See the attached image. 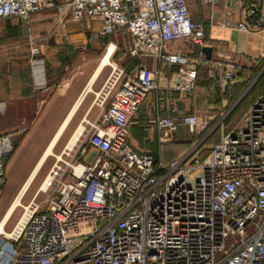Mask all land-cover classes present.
<instances>
[{
	"label": "built area",
	"instance_id": "obj_1",
	"mask_svg": "<svg viewBox=\"0 0 264 264\" xmlns=\"http://www.w3.org/2000/svg\"><path fill=\"white\" fill-rule=\"evenodd\" d=\"M243 3L263 24L260 1ZM55 5L0 0V18L19 16L29 24L32 13ZM58 9L63 23L101 16L103 34L130 33L132 54L178 66L175 89L194 93L197 65L208 60L168 49L182 39L207 44L205 25L187 0H67ZM239 27L251 31L245 21ZM105 52L114 62L118 44L109 41ZM106 66L112 71L95 98L99 118H83L78 138L54 155L14 226L8 232L0 225V264H264V92L204 158L197 139L165 161L130 140L132 117L158 86L160 69L143 62L130 70ZM237 67L231 57L214 62L223 89L235 83ZM200 122L196 112L159 114V141H172L180 125L194 134ZM11 144L12 135L0 133V201Z\"/></svg>",
	"mask_w": 264,
	"mask_h": 264
},
{
	"label": "crops",
	"instance_id": "obj_2",
	"mask_svg": "<svg viewBox=\"0 0 264 264\" xmlns=\"http://www.w3.org/2000/svg\"><path fill=\"white\" fill-rule=\"evenodd\" d=\"M64 1L67 0H55L54 7L32 13L29 24L19 16L0 18V133L12 135L6 174L10 163H32L21 184L31 177L37 163L42 164L33 181H42L55 162L54 155L63 151L81 124L85 125L83 118H99L102 109L96 103V94L112 69L104 66L97 70L102 48L109 41L118 44L115 58H129L127 70L142 62L160 69L158 86L149 92L130 125V140L146 136L144 143L135 138L132 144L157 154L165 146L159 141L155 124L159 114L196 112L201 117L199 130L202 116L211 118L224 113L227 104L236 101L232 102V97L241 81L237 79L232 92L222 95L217 74L214 77L210 68L212 63L231 57L237 66L250 69L253 61L264 58V23H258L257 15L245 12L243 0H187L193 18L205 25L206 45L213 47V54L209 60L203 46L183 39L168 43L169 50L208 60L197 65L199 76L194 93L184 95L175 89L178 66L158 62L151 54H132L131 34L123 29L103 34L101 16L63 23L58 5ZM249 1H260L264 6V0ZM241 21L247 22L251 31L241 29ZM36 46L40 52L34 51ZM133 58L136 60L132 65ZM181 126L188 129L180 125L175 130V140ZM157 142L160 152L149 147ZM50 146L52 151L44 156Z\"/></svg>",
	"mask_w": 264,
	"mask_h": 264
},
{
	"label": "rangeland",
	"instance_id": "obj_3",
	"mask_svg": "<svg viewBox=\"0 0 264 264\" xmlns=\"http://www.w3.org/2000/svg\"><path fill=\"white\" fill-rule=\"evenodd\" d=\"M69 20L74 21V20L68 18L67 21H69ZM187 41H189V40H187ZM104 50L102 48L101 57L104 54ZM125 59L126 58H120L119 56H117L115 58L114 62L112 60V63L114 66L117 65L118 67H123V68L127 69L126 66L129 64L130 60H128L129 59L128 57L126 60ZM132 60H133L132 61V65H133L136 59L133 58ZM210 68L213 69V71H214L213 75L215 77L217 73L214 70V64L213 63L210 66ZM263 68H264V58L262 59L261 62H260V60H259V62L253 61V65L251 66L250 69L246 68L245 65L239 66V64H238L235 82L237 79H239L241 81L240 83L242 85H245V89L242 92V94L241 95L239 94V97L236 99V101L234 103L229 104V105L227 104L226 108H224V113L223 112L222 113H216V115L211 117V118L206 117V116H202L203 117L202 124H201L199 130H196L194 134L191 133L185 127L181 126L177 131L178 140H175V138H174L172 141L166 142V143H171V144L163 146L164 158H165V156L170 157V156H172L175 153H178L180 151L181 146H179L180 144H178V143H181V140L182 141L185 140L184 142H186V143L190 140H197V139L202 140L201 145H200L201 149L199 151V156L202 158V155H206L209 152L211 146L216 141H218L220 139L223 132L224 133L227 132L232 126L237 124L243 116V115L241 116V114L245 110H248L247 108H249V105L251 104L252 99L258 94V93L255 94L257 86L256 85L253 86V84L255 82H252V81H254V79L257 75H258V77L261 75L259 73H260V71H261V73L264 71ZM204 71H205V68H204L202 73H204ZM247 72H249V74H247ZM207 77H208V75H207ZM231 92L232 91L224 92V94H222V95L225 96L226 93L230 94ZM135 138H137L140 142H143V143L146 141V136H144V135L138 136V137L136 136L133 138L131 137V140L133 142H135ZM149 147L160 152V145L158 142L156 144L153 143V144L149 145ZM10 164H11L10 168H8V172H7L8 176H7L6 185L4 187L3 197L0 201V221L3 218L4 213L7 210V208L11 205V203L13 202L15 197L17 196V194L19 192L18 190H20L21 186L25 182L24 181L21 184V182L24 178V174L27 172V169L30 167V165H32V163H10ZM41 182L42 181L40 180V178H36L33 181L31 187L29 188V190L26 192V194L22 198V202L24 204H27L30 202L32 197L36 194L37 189L39 188ZM37 201L39 203H41L42 206L45 204V193L44 192H40L38 194ZM22 212H23V208L21 206H18L15 209V211L13 212V215L10 217V219L6 223L7 229H8L7 231H9V229H11L14 226V224L16 223V221L18 220V218Z\"/></svg>",
	"mask_w": 264,
	"mask_h": 264
},
{
	"label": "bare ground",
	"instance_id": "obj_4",
	"mask_svg": "<svg viewBox=\"0 0 264 264\" xmlns=\"http://www.w3.org/2000/svg\"><path fill=\"white\" fill-rule=\"evenodd\" d=\"M109 55H110V52H105L103 54V56L101 57V60L99 62V65H98V70L97 71H100L101 69H103V67L108 64L109 62L112 63V59L109 58ZM96 71V70H95ZM96 75V74H95ZM91 88V87H90ZM90 90V89H89ZM83 124H81V126L77 129V132L73 135V137L71 138L70 142H69V147L76 141V139L78 138L82 128H83ZM52 146H53V143H52ZM52 146H50L47 151L45 152V155L46 156L47 154H49L51 151H52ZM41 164L42 163H37L36 166H35V169L31 175V177H29L24 183L23 185L21 186L17 196L15 197V199L13 200V202L11 203V205L7 208V210L5 211L4 213V216L3 218L1 219L0 221V225L1 227H3L7 221L10 219V217L13 215V212L15 211V209L20 206L21 204H24L22 202V198L23 196L26 194V192L29 190V188L31 187L32 183H33V177L35 175V173L38 171V169L41 167ZM9 232V231H8Z\"/></svg>",
	"mask_w": 264,
	"mask_h": 264
},
{
	"label": "trees",
	"instance_id": "obj_5",
	"mask_svg": "<svg viewBox=\"0 0 264 264\" xmlns=\"http://www.w3.org/2000/svg\"><path fill=\"white\" fill-rule=\"evenodd\" d=\"M247 74H249V72H247ZM217 77H218V75H217ZM197 80H198V78H197ZM254 85H256L257 87V89H256V92H255V94H257L253 99H252V101H251V104L249 105V107L255 102V100L264 92V71L261 73V75L257 78V80L255 81V83L253 84V86ZM237 87H238V90H237V93H236V95H234L233 97H232V101L234 102L235 100H236V98H238L239 97V94L241 95L242 94V92L244 91V89H245V85H242L241 83H239L238 85H236ZM233 88H234V84L233 85H229V87H227L226 89H223L222 87H221V91H222V94H224V92H230V91H232L233 90ZM255 88V87H254ZM255 91V90H254ZM226 94H228V93H226ZM248 109V108H247ZM247 110H245L242 114H241V116L246 112ZM240 116V117H241ZM233 127V126H232ZM231 127V128H232ZM230 128V129H231ZM229 129V130H230ZM196 140H190V141H188L187 143L186 142H182L181 144H182V148L180 149V151L178 152V153H175L174 155H172V156H170V157H166L165 156V158H164V155H163V152L161 153V154H157L156 153V155H158V156H160L161 158H163L165 161H168V160H170V159H172V158H174V157H176V156H178V155H180L181 153H183L185 150H187L189 147H191V145L195 142ZM169 144H171V143H165L164 145H169ZM200 149L201 148H199V151H200ZM210 151V150H209ZM209 153V152H208ZM207 153V154H208ZM206 154V155H207ZM206 155H202V158L203 157H205Z\"/></svg>",
	"mask_w": 264,
	"mask_h": 264
},
{
	"label": "water",
	"instance_id": "obj_6",
	"mask_svg": "<svg viewBox=\"0 0 264 264\" xmlns=\"http://www.w3.org/2000/svg\"><path fill=\"white\" fill-rule=\"evenodd\" d=\"M202 51L206 54L207 59H212L213 47L211 45H204Z\"/></svg>",
	"mask_w": 264,
	"mask_h": 264
}]
</instances>
